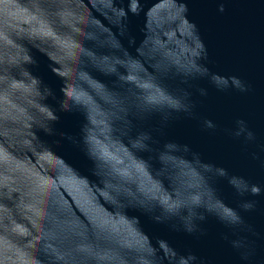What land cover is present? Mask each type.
I'll use <instances>...</instances> for the list:
<instances>
[{
    "label": "water",
    "instance_id": "water-1",
    "mask_svg": "<svg viewBox=\"0 0 264 264\" xmlns=\"http://www.w3.org/2000/svg\"><path fill=\"white\" fill-rule=\"evenodd\" d=\"M15 3L10 26L39 29L20 43L59 119L0 136L8 244L40 264H264V149L98 0Z\"/></svg>",
    "mask_w": 264,
    "mask_h": 264
},
{
    "label": "clouds",
    "instance_id": "clouds-1",
    "mask_svg": "<svg viewBox=\"0 0 264 264\" xmlns=\"http://www.w3.org/2000/svg\"><path fill=\"white\" fill-rule=\"evenodd\" d=\"M51 0H40V3L47 4ZM17 7L15 0H0V136L4 135V130L13 127L22 130L24 124L35 130V136L38 132H43L40 127L42 118L49 121V127L55 131L54 123L59 119L57 110H54L45 101L53 95L40 76L33 70L37 67V61L31 53L20 43L22 40H30L39 35V29L36 27H23L17 29L14 25L10 26V18L15 15L13 9ZM218 11L223 13L225 7L219 6ZM51 36L52 32L46 33ZM55 72V69H52ZM62 99L59 101V111L65 113H74L66 107L67 103L77 104L79 97L69 89H60ZM62 136L72 138L68 133H61ZM34 139L31 135L18 138V142L13 144L14 148H19L21 152L31 149ZM41 142H43L41 140ZM134 147L136 145H133ZM46 149L52 148L46 144ZM90 161L91 167L93 161L87 152H83ZM98 155V154H97ZM90 167V168H91ZM13 174H28L26 163H19ZM9 169L5 160H0V240H4V245L0 246V264H40L36 259L25 260L18 250L12 248L4 239L9 232V225L3 215L5 198L11 199V193L6 191L8 188L7 179ZM254 191H256L254 189ZM177 205H167L166 211L172 212ZM23 234V230H21ZM75 251L83 253L86 251L83 247H77ZM60 259H63L61 257ZM97 264L106 259L103 255L92 257ZM87 264V262H84Z\"/></svg>",
    "mask_w": 264,
    "mask_h": 264
}]
</instances>
